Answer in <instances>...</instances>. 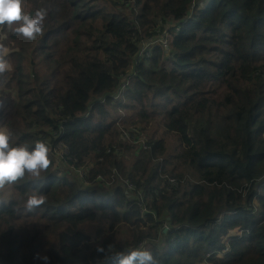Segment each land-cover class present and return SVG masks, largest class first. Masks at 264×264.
I'll list each match as a JSON object with an SVG mask.
<instances>
[{
    "label": "trees",
    "instance_id": "16d2710c",
    "mask_svg": "<svg viewBox=\"0 0 264 264\" xmlns=\"http://www.w3.org/2000/svg\"><path fill=\"white\" fill-rule=\"evenodd\" d=\"M21 8L47 16L31 40L0 25V89L17 99L1 127L12 146L45 142L50 164L0 187V264H115L139 247L159 264H264V0ZM33 189L45 203L28 212Z\"/></svg>",
    "mask_w": 264,
    "mask_h": 264
},
{
    "label": "clouds",
    "instance_id": "9594fccd",
    "mask_svg": "<svg viewBox=\"0 0 264 264\" xmlns=\"http://www.w3.org/2000/svg\"><path fill=\"white\" fill-rule=\"evenodd\" d=\"M46 16L45 9H37L31 15L22 12L21 0H0V25H12L13 22H18L14 30L26 39L31 40L43 31ZM152 43L143 46L142 51L152 45H160ZM9 67L7 60L0 56V73L6 72ZM10 135L8 130L0 128V187L16 182L26 173L38 178L50 164L49 147L45 142L37 141L33 147L12 146ZM44 203V194L38 189H33L24 201V208L32 212ZM97 251L104 252L105 249L98 247ZM35 259L40 264H50V257L46 251L37 253ZM112 259L115 264H159L152 251L144 247L132 249L126 254L119 252Z\"/></svg>",
    "mask_w": 264,
    "mask_h": 264
},
{
    "label": "rangeland",
    "instance_id": "374dc122",
    "mask_svg": "<svg viewBox=\"0 0 264 264\" xmlns=\"http://www.w3.org/2000/svg\"><path fill=\"white\" fill-rule=\"evenodd\" d=\"M15 92L14 89L11 90V92H5L4 89H0V109L6 111V112H11L14 109V105L17 102L16 97L13 95ZM119 94L117 93L115 96L117 98ZM112 112V111H111ZM112 115H114L112 113ZM1 121H0V127H1ZM3 128V127H1ZM59 158L56 160L58 161ZM76 176L82 175L81 171L74 170ZM105 189H108L107 187L104 186ZM108 223L109 221L107 219H102L99 223H95L92 226H88L86 229L91 230L93 228H98L99 231L92 236L90 240V244H93L95 246L98 242H100L104 237H106L110 232L108 230ZM123 224H120L122 226Z\"/></svg>",
    "mask_w": 264,
    "mask_h": 264
},
{
    "label": "built area",
    "instance_id": "2783aa9c",
    "mask_svg": "<svg viewBox=\"0 0 264 264\" xmlns=\"http://www.w3.org/2000/svg\"><path fill=\"white\" fill-rule=\"evenodd\" d=\"M154 43H159L163 47L167 46V41H166V39L164 37H161L160 39L155 40L152 44H154ZM148 56L149 55L147 54V57Z\"/></svg>",
    "mask_w": 264,
    "mask_h": 264
},
{
    "label": "crops",
    "instance_id": "0c3cea01",
    "mask_svg": "<svg viewBox=\"0 0 264 264\" xmlns=\"http://www.w3.org/2000/svg\"><path fill=\"white\" fill-rule=\"evenodd\" d=\"M144 46H146V44Z\"/></svg>",
    "mask_w": 264,
    "mask_h": 264
},
{
    "label": "water",
    "instance_id": "95a60500",
    "mask_svg": "<svg viewBox=\"0 0 264 264\" xmlns=\"http://www.w3.org/2000/svg\"><path fill=\"white\" fill-rule=\"evenodd\" d=\"M164 232H165V230H164Z\"/></svg>",
    "mask_w": 264,
    "mask_h": 264
}]
</instances>
